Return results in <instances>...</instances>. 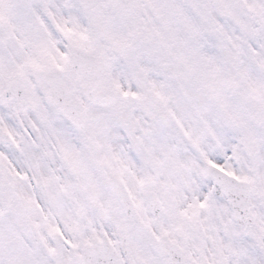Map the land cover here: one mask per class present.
I'll return each mask as SVG.
<instances>
[{"label": "snow or ice", "instance_id": "1", "mask_svg": "<svg viewBox=\"0 0 264 264\" xmlns=\"http://www.w3.org/2000/svg\"><path fill=\"white\" fill-rule=\"evenodd\" d=\"M0 264H264V0H0Z\"/></svg>", "mask_w": 264, "mask_h": 264}]
</instances>
